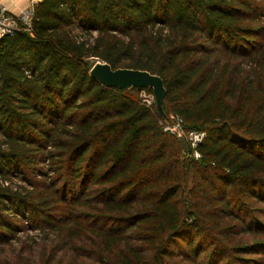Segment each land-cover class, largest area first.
<instances>
[{"label":"trees","instance_id":"trees-1","mask_svg":"<svg viewBox=\"0 0 264 264\" xmlns=\"http://www.w3.org/2000/svg\"><path fill=\"white\" fill-rule=\"evenodd\" d=\"M98 60L160 76L165 117L93 78ZM171 115L206 134L200 159L164 131ZM12 211L90 241L96 264H264V0L38 2L0 39L6 246Z\"/></svg>","mask_w":264,"mask_h":264},{"label":"rangeland","instance_id":"rangeland-1","mask_svg":"<svg viewBox=\"0 0 264 264\" xmlns=\"http://www.w3.org/2000/svg\"><path fill=\"white\" fill-rule=\"evenodd\" d=\"M220 58H222V62H226L228 60V58ZM239 62L240 61L237 60L234 62V64H238ZM245 68L248 69L247 66H245ZM144 94L145 93H140L138 97L141 98V96ZM148 94L149 93L146 92L145 96H147ZM171 116L166 120L171 121ZM164 123L165 122L162 121L161 125H163ZM174 137L177 140H182L186 144L188 150H191V153L189 152L187 154V157L190 160L193 159V157H195V154L193 153L188 140L185 137ZM13 182L18 184L20 181L15 180ZM84 188H79L78 192H83ZM191 188L192 179L190 180L189 190ZM14 214L16 213L14 212L9 215V219L11 221L10 223H12V219L16 218L15 220H13V223L18 227H21V229H17L20 231H18L16 238L9 245L6 246V244H0V254H3L1 256L3 260H9L12 263L17 262L18 258L20 257L19 254H26L25 259L23 260L24 263L42 264L45 262V260H49L51 254H58V259L53 264H58V262H60L59 264H96L93 258L94 256L88 254H96V256L97 254H102L100 248L91 245L93 243L88 240H82L81 242L73 241L72 243H67V239L64 236L58 237L56 239L57 236L53 234L46 236V233L40 232L39 230H30L29 224H26L27 219H24L20 216L19 219H17V217H12L15 216ZM246 240L251 242L254 241L250 238H246ZM62 246L63 249L60 252L59 249ZM2 249L3 251L1 252Z\"/></svg>","mask_w":264,"mask_h":264},{"label":"water","instance_id":"water-1","mask_svg":"<svg viewBox=\"0 0 264 264\" xmlns=\"http://www.w3.org/2000/svg\"><path fill=\"white\" fill-rule=\"evenodd\" d=\"M90 74L108 88H117L125 91L136 89L139 92L145 89L152 90L156 98L157 111L165 117L163 107L167 90L160 76L142 70L127 68L113 69L111 65L99 60L92 67Z\"/></svg>","mask_w":264,"mask_h":264},{"label":"built area","instance_id":"built-area-1","mask_svg":"<svg viewBox=\"0 0 264 264\" xmlns=\"http://www.w3.org/2000/svg\"><path fill=\"white\" fill-rule=\"evenodd\" d=\"M33 16V9L24 12L19 17H14L10 15L5 7H0V39L6 35L13 34L18 28L19 24L22 23L24 26L30 27L31 19ZM146 91H141V94ZM142 95L141 101L147 107H152L156 103V98L153 94H148L147 96ZM162 125L164 131L173 136L185 137L189 145L191 146L193 153L195 154L196 160L200 159V154L198 152V147L205 141L206 134L197 131H188L185 128L184 121L181 117L172 115L171 121H164Z\"/></svg>","mask_w":264,"mask_h":264},{"label":"crops","instance_id":"crops-1","mask_svg":"<svg viewBox=\"0 0 264 264\" xmlns=\"http://www.w3.org/2000/svg\"><path fill=\"white\" fill-rule=\"evenodd\" d=\"M41 0H0V7H5L10 15L21 16L24 12L30 11Z\"/></svg>","mask_w":264,"mask_h":264}]
</instances>
